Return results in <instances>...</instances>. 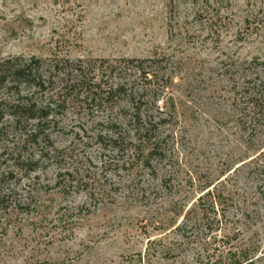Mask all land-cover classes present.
Segmentation results:
<instances>
[{
    "label": "rangeland",
    "instance_id": "1",
    "mask_svg": "<svg viewBox=\"0 0 264 264\" xmlns=\"http://www.w3.org/2000/svg\"><path fill=\"white\" fill-rule=\"evenodd\" d=\"M54 56L83 63L96 83L107 74L99 60L146 61L121 74L144 90L143 116L157 125L153 169L99 139L112 119L127 122L124 103L58 84L61 95L36 96L60 106L37 141L38 122L0 124V152L35 163L49 154L18 173L20 205L0 213V264H209L201 239L175 230L209 189L224 202L216 237L264 264V177L252 172L264 138L251 142L233 107L238 71L264 61V0H0V61Z\"/></svg>",
    "mask_w": 264,
    "mask_h": 264
},
{
    "label": "trees",
    "instance_id": "2",
    "mask_svg": "<svg viewBox=\"0 0 264 264\" xmlns=\"http://www.w3.org/2000/svg\"><path fill=\"white\" fill-rule=\"evenodd\" d=\"M99 63L107 74H104L106 76L100 83H96L94 78L88 76L89 71L83 63H72L69 59L61 60L58 56L49 60L18 57L0 61V124L7 117L15 121L16 125H21L22 121L38 122L36 130L30 136L37 141L43 135V123L60 107L57 106L56 100L44 104L36 97L50 91L59 94L60 91H66L75 95V98L86 95L87 99L98 101L100 105L105 106H115L122 102L127 108L122 110L121 116L127 122H120L119 118L112 119L105 126L106 134L100 135L99 139L105 149L127 153L128 165H136L142 173L151 171L153 156L158 149L152 138L157 125L143 116L141 93L144 90H140L135 82L129 81L121 74L123 70H130L135 64H144L146 61L99 60ZM140 67L142 66H137V71H142L144 77L148 78L149 74L145 72V68ZM238 73V81L234 82L233 107L238 114V123L253 142L264 138V61H247ZM56 84L61 85L60 91L57 90ZM27 91H34V94L21 95ZM16 96L17 99L10 98ZM42 155L41 160L49 157V154ZM41 160L36 163L28 162L21 160L19 156L0 152V213L9 216L10 212L18 209L19 193L15 188L18 185V173L23 169L35 172ZM261 163L256 165L252 172L264 177V155ZM58 185L60 186V183ZM221 197L215 195L212 190H207L196 204L187 210L184 220L175 230L186 238L187 234L191 233L189 240L192 243H195L194 238L196 241L201 239L208 253L209 264L212 259H215L212 264H254V252L246 249L234 251L235 247L231 245L233 239L216 237L223 224L218 210L224 203ZM193 230L197 233L193 234Z\"/></svg>",
    "mask_w": 264,
    "mask_h": 264
}]
</instances>
